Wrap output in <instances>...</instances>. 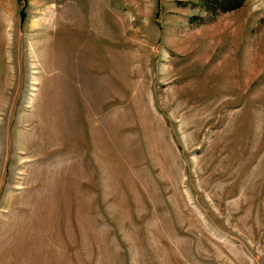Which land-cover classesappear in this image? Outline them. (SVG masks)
Masks as SVG:
<instances>
[{
  "label": "rangeland",
  "instance_id": "obj_1",
  "mask_svg": "<svg viewBox=\"0 0 264 264\" xmlns=\"http://www.w3.org/2000/svg\"><path fill=\"white\" fill-rule=\"evenodd\" d=\"M0 264H264V0H0Z\"/></svg>",
  "mask_w": 264,
  "mask_h": 264
},
{
  "label": "trees",
  "instance_id": "obj_2",
  "mask_svg": "<svg viewBox=\"0 0 264 264\" xmlns=\"http://www.w3.org/2000/svg\"><path fill=\"white\" fill-rule=\"evenodd\" d=\"M211 14L218 15V12H227L237 9L243 5L245 0H202Z\"/></svg>",
  "mask_w": 264,
  "mask_h": 264
}]
</instances>
